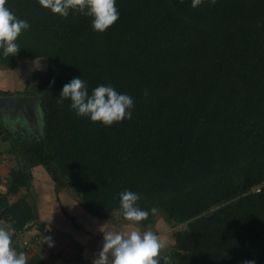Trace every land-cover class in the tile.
I'll list each match as a JSON object with an SVG mask.
<instances>
[{
    "label": "trees",
    "instance_id": "1",
    "mask_svg": "<svg viewBox=\"0 0 264 264\" xmlns=\"http://www.w3.org/2000/svg\"><path fill=\"white\" fill-rule=\"evenodd\" d=\"M191 3L116 0L118 21L97 33L79 12L60 18L38 0H6L30 27L15 56L0 49V67L46 60L44 71L32 72L28 94L0 89V97L42 98L41 134L13 141L24 166L10 170L0 193L12 245H21L37 217L26 195L12 203L7 196L28 191L30 169L41 166L55 192L68 183L93 218L109 223L129 190L149 212L138 225L143 233L156 234L157 217L185 223L164 253L172 264H264V0ZM78 77L89 95L110 85L130 96L131 118L105 127L77 117L69 100L58 101Z\"/></svg>",
    "mask_w": 264,
    "mask_h": 264
},
{
    "label": "clouds",
    "instance_id": "2",
    "mask_svg": "<svg viewBox=\"0 0 264 264\" xmlns=\"http://www.w3.org/2000/svg\"><path fill=\"white\" fill-rule=\"evenodd\" d=\"M204 2L192 0L191 6L195 9ZM207 2L214 6L216 0ZM38 4L60 18H67L70 10L89 16L92 18L91 27L97 33H104L119 19L116 0H38ZM29 27L27 21L18 19L6 7V0H0V49L5 57L15 56L21 50L17 40ZM59 98V103L70 101L77 117H88L91 122L105 127L131 118V97L118 93L110 85H100L89 95L85 82L80 77L73 78L63 86ZM139 199L138 194L129 190L119 194L117 214L131 222L132 227L149 216L148 211L138 206ZM151 212L156 213L157 209L153 208ZM99 231L103 233V246L93 264H160L161 261L172 264L171 256L162 252L164 244L152 231L143 234L137 230L124 232L111 228L107 223ZM12 232L9 226L0 227V264H27L25 253H17L12 247ZM244 264H255V261L248 260Z\"/></svg>",
    "mask_w": 264,
    "mask_h": 264
},
{
    "label": "crops",
    "instance_id": "3",
    "mask_svg": "<svg viewBox=\"0 0 264 264\" xmlns=\"http://www.w3.org/2000/svg\"><path fill=\"white\" fill-rule=\"evenodd\" d=\"M26 63H29V65L27 66ZM45 69L46 60L43 58L32 62L20 60L18 62V66L14 69L1 66L0 89L10 92H24V90L29 87L27 83L30 80L29 78L32 72L36 70L44 71ZM17 97H30L38 99V97L25 95ZM34 110L33 116H29L28 113L25 114L20 111L15 112L12 110H0V117L8 118L7 115L17 117L21 116L23 118L22 121L21 119L17 120L19 123L18 128L20 130H24V128L27 127L26 129L31 130L32 124H34L36 119L39 120L41 113L39 111L34 112ZM42 120L43 118L41 114V125H43ZM7 170L8 169H4L0 166V176L2 174L3 178H5V176L7 177L10 172ZM30 172L32 175V181L29 192L25 191V189H21L20 192L22 193V191H24L21 195H26L27 201L35 207L37 218L33 225L26 231L29 232L30 240L35 242V248L36 244L40 243V237L44 235L41 233L42 229H46L49 232L48 234L53 238V242H50L49 245L46 244V247L41 248L42 250L39 249V252H37L38 254H34L45 264H93L94 259L98 258L103 246V233L99 231V228L106 223L111 228L119 231L129 232L137 230L143 234L140 226L137 225L132 227L131 222L125 220L115 219L113 221L110 219V222L108 223L93 218L84 211L79 198L76 196L72 187L68 183H63L58 191L55 192L54 183L43 167H33L30 169ZM6 173L7 175H5ZM0 193L3 192L0 191ZM5 193L6 191L3 194ZM17 198L13 197V201H10V203L14 202ZM57 199L59 203L57 202ZM61 207L70 217L74 219L75 224L81 227V229H77L72 225L70 220L62 213ZM165 225L167 227L170 226V224L164 219L157 217L153 227H151L164 246L168 243L162 250L163 254L173 245L172 233L167 234V232L160 231L161 228L164 229ZM44 237L46 238V235H44ZM17 243L15 242L12 245L16 251L17 245L15 244ZM19 252L25 253L29 260L32 259V256H34H28L33 252H30L29 254L24 249L22 250L21 247L17 253ZM67 253H71L69 254L70 257L67 256ZM66 256L70 258V261L65 260ZM160 264H163V261H161Z\"/></svg>",
    "mask_w": 264,
    "mask_h": 264
},
{
    "label": "rangeland",
    "instance_id": "4",
    "mask_svg": "<svg viewBox=\"0 0 264 264\" xmlns=\"http://www.w3.org/2000/svg\"><path fill=\"white\" fill-rule=\"evenodd\" d=\"M27 64V63H26ZM29 65V63L27 64V66ZM27 71V69H26ZM26 79V78H25ZM29 80V79H28ZM29 84L32 86L33 85V81L30 80ZM29 88V87H28ZM28 88L26 90H28ZM26 90H24V92H26ZM27 93V92H26ZM28 94V93H27ZM27 94H25V96H28ZM41 97L38 98V101L35 103L34 105V112H41L40 113V116H39V120L36 119L34 124H32V128L31 130L30 129H26L24 128V130H20L18 127L19 123L17 122V120L21 119L22 121V117L21 116H11V115H7V117H2V121H0V128L2 129V131H0V166H2L4 169H8L7 171H10L11 169H19L21 167L24 166V158H23V154L17 150H15L14 148H12L11 145H15V143L13 141H19V140H25L26 143H30V141L34 140V138H37L40 136L41 134V127H43V125H41V114H42V110L40 109V100ZM26 114V112H24ZM43 121V120H42ZM21 128V126H20ZM8 136L10 137L11 141H12V144H11V141L7 140V141H3V138L5 136ZM16 147V146H15ZM4 175V174H3ZM7 175V173L5 174ZM9 174L7 175V177L5 176V178H3L2 174L0 176V191L1 192H7V188L9 187ZM26 191V190H25ZM29 192V190H28ZM1 193V194H3ZM24 191H22V193H18L17 195H8L7 196V199H8V202L10 203V201H13V197L17 198L18 196H20L21 194H23ZM6 194V193H5ZM4 194V195H5ZM212 211V210H211ZM118 216L117 213H115L111 219L112 220H115ZM182 225L185 226V223L184 224H181V225H177L176 223H171L170 226H164V229L161 228L160 231H164V232H167V234H171L173 233L174 231H177L180 227H182ZM2 226H9L7 223L1 221L0 222V227ZM49 233V232H48ZM43 237V238H42ZM40 237V243L36 244V248H34V251H32L33 253H29L30 255L28 256H32L34 254H38L37 252H39V249H41L42 247H46V244L49 245L50 242H53V238L48 234L46 236V238H50L49 240H47L44 235ZM170 238V237H169ZM168 244V243H167ZM167 244L165 246H167ZM17 245V251H19L20 249V244L17 243L15 244ZM45 245V246H44ZM42 250V249H41ZM43 254V253H42ZM71 253H67V256L70 257ZM65 257V260L66 261H70V258L68 257ZM31 261V259L29 260L27 258V264H29ZM35 262L32 261L30 264H34ZM37 264H45L42 260L39 261V263Z\"/></svg>",
    "mask_w": 264,
    "mask_h": 264
},
{
    "label": "water",
    "instance_id": "5",
    "mask_svg": "<svg viewBox=\"0 0 264 264\" xmlns=\"http://www.w3.org/2000/svg\"><path fill=\"white\" fill-rule=\"evenodd\" d=\"M39 100L41 101L42 98ZM37 101L38 99L30 97H0V110L26 112L29 116H33L32 107Z\"/></svg>",
    "mask_w": 264,
    "mask_h": 264
},
{
    "label": "built area",
    "instance_id": "6",
    "mask_svg": "<svg viewBox=\"0 0 264 264\" xmlns=\"http://www.w3.org/2000/svg\"><path fill=\"white\" fill-rule=\"evenodd\" d=\"M44 235H48V233ZM29 237V232H26L24 235L21 236L20 239L22 249H24L28 253L34 251L35 248V242H32Z\"/></svg>",
    "mask_w": 264,
    "mask_h": 264
}]
</instances>
